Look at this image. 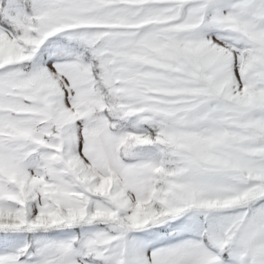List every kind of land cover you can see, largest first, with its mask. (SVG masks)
Wrapping results in <instances>:
<instances>
[{"label": "snow or ice", "instance_id": "6c2138e0", "mask_svg": "<svg viewBox=\"0 0 264 264\" xmlns=\"http://www.w3.org/2000/svg\"><path fill=\"white\" fill-rule=\"evenodd\" d=\"M0 264H264V0H0Z\"/></svg>", "mask_w": 264, "mask_h": 264}]
</instances>
